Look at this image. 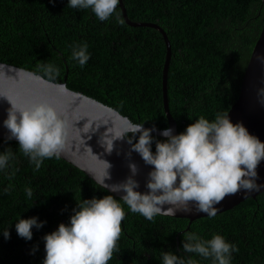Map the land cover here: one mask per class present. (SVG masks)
Returning <instances> with one entry per match:
<instances>
[{
	"label": "trees",
	"instance_id": "trees-1",
	"mask_svg": "<svg viewBox=\"0 0 264 264\" xmlns=\"http://www.w3.org/2000/svg\"><path fill=\"white\" fill-rule=\"evenodd\" d=\"M122 3L131 22L158 25L170 42L166 94L177 132L200 116L211 120L218 112H228L238 98L243 72L264 24L262 1ZM79 43H87L91 54L83 67L72 58V47ZM165 52L159 31L130 26L124 19L121 24L115 14L100 21L90 9H74L67 0H0V62L53 82L63 81L67 70L68 89L117 110L131 122L155 125L158 130L168 126L161 85ZM42 64L56 65L59 74L46 76ZM9 146L15 159L0 173V231L8 228L10 238L0 233V264H42L43 236L60 223L67 224L82 199L110 193L61 158L45 159L35 170L17 141L0 139V151ZM12 171L15 175L10 179ZM28 187L33 190L30 197ZM123 207L119 250L108 264H161L162 251L211 264L210 258L182 251L186 231L204 239L218 233L236 244L239 251L232 254V264H264V192L191 223L161 215L148 220ZM32 216L45 223L33 227L32 239L25 240L17 235L15 223Z\"/></svg>",
	"mask_w": 264,
	"mask_h": 264
},
{
	"label": "clouds",
	"instance_id": "clouds-1",
	"mask_svg": "<svg viewBox=\"0 0 264 264\" xmlns=\"http://www.w3.org/2000/svg\"><path fill=\"white\" fill-rule=\"evenodd\" d=\"M119 3L120 0H67V5L74 9H90L100 21H107L115 14L122 24ZM90 55L87 43L72 47V58L81 67L87 64ZM257 58L264 61V56ZM40 68L50 78L60 71L54 64H42ZM257 95L264 103V87L257 90ZM0 96L11 105L2 122L8 130L6 139L18 142V149L29 158L35 170L41 168L45 159H59L68 134L67 120L60 112L44 99L21 105L3 93ZM90 131L91 125L86 124L83 132ZM156 131L155 125L148 128L144 123L128 121L122 133L99 138L98 142L107 153L113 151L114 140L126 138L130 145L126 155L131 156L134 151L145 164L152 166L145 181L147 190H139V181L135 179L139 169L132 162L128 165L130 175L122 182L107 184L105 180L110 179L111 164L105 161L106 172L100 182L109 193H118L119 199L112 194L82 199L67 224L60 223L54 231L43 236L45 256L42 264H108L119 250L117 242L126 215L123 205L148 220L160 214L190 213L193 207L211 218L217 215V205L226 196L242 193L246 198L264 189V183H258L257 172L264 160V141L251 134L242 122L233 123L228 112H218L211 120L200 116L180 133L174 134L170 127L159 130L166 138L163 140L152 135ZM14 159L15 153L10 146L0 151V173L9 169ZM8 175L11 179L15 172ZM26 192L29 197L33 195L31 187L26 188ZM44 223L36 216L20 218L15 230L18 236L31 240L33 227L39 229ZM0 233L5 239L10 238L8 228ZM181 243L184 253L210 258L211 264H232V254L239 251L236 244L218 233L204 239L196 232L186 231ZM161 264L198 262L191 256L185 258L172 251H162Z\"/></svg>",
	"mask_w": 264,
	"mask_h": 264
},
{
	"label": "water",
	"instance_id": "water-1",
	"mask_svg": "<svg viewBox=\"0 0 264 264\" xmlns=\"http://www.w3.org/2000/svg\"><path fill=\"white\" fill-rule=\"evenodd\" d=\"M261 1L264 5V0ZM118 6L126 24L133 27L156 29L164 40L166 52L161 70L163 110L168 123L167 128H172L174 134H176L178 133L176 122L170 114L166 94L167 73L171 57L170 42L165 32L158 25L146 22H131L126 16L122 0H120ZM258 56H264V24L243 72L238 98L229 109L228 115L233 123L242 122L251 134L264 141V103L260 102L257 95V90L264 87V61L258 59ZM66 74L63 81L53 82L28 70L0 62V93L7 95L14 102L21 105H26L38 99H44L51 103L68 123V134L60 158L82 171L95 184L108 192L100 182L103 180L106 172L105 161L111 164V168L108 169L110 179L106 178L105 180L107 184L122 182L130 175L128 165L132 162L139 169V173L135 177L140 184L139 190L146 191L145 181L147 173L152 166L145 164L139 154L134 151L131 153V156L126 155L130 150L127 139L120 138L114 140V148L111 153L105 152L98 142L100 137H114L117 133H122L127 128L130 119L107 105L82 93L68 89L65 83ZM10 106L8 100L0 96V139L7 140L8 130L3 126L2 122L7 115L6 109ZM86 124L91 125V131L88 133L83 132ZM152 134L165 138L159 134V130ZM89 137L91 138L89 139ZM11 140L16 141L15 139ZM257 172L259 175L258 183H264V160L258 165ZM262 192H264V189H261L259 192H252L246 198L242 193L226 196L217 205L219 209L217 214L234 208L248 198L254 199ZM110 194L119 198L118 193ZM160 215L187 219L189 223L196 219L208 217L206 213L197 212L194 207L190 213L177 212L175 216Z\"/></svg>",
	"mask_w": 264,
	"mask_h": 264
}]
</instances>
